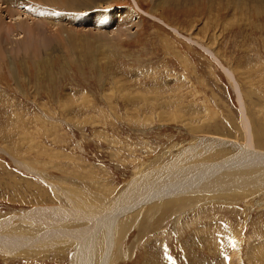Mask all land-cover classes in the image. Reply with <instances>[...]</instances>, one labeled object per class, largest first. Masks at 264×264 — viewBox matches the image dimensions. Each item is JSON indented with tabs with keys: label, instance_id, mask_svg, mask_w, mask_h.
I'll use <instances>...</instances> for the list:
<instances>
[{
	"label": "rangeland",
	"instance_id": "1",
	"mask_svg": "<svg viewBox=\"0 0 264 264\" xmlns=\"http://www.w3.org/2000/svg\"><path fill=\"white\" fill-rule=\"evenodd\" d=\"M24 1L0 0L5 25L14 21L19 27V21L35 14V4L41 7L36 0ZM108 1L112 7L106 8L117 13L114 25L125 11L133 15V24L141 23L129 38L113 41L111 54L106 48L101 54L94 51L93 14L82 25L89 32L80 33L93 48L78 52L80 58L60 46L62 52L49 63L38 52L33 60L32 48L42 45L33 44L37 36L20 35L17 26L18 32L1 34L0 55L6 49L11 58L0 57V221L8 218L11 228L34 238L40 229L22 216L37 207L91 208L98 218L67 221L66 226L48 221L47 231L68 235L42 247L0 252V264H75L71 231H86L91 224L100 249L109 246L106 264H264L262 164L222 172L232 180L252 176L254 182L246 185L252 187L151 202L119 214L117 228L107 229L109 208L125 207H118L123 193L141 182L143 187L144 179L160 171L165 178L185 150L215 141L246 143L235 90L242 94L255 149L264 152V7L252 0H200L151 13L152 0H137L140 8L134 0ZM31 19L26 26L35 28L45 20ZM54 29L41 27L39 33L47 38ZM199 45L219 56L238 86ZM200 151L199 161L217 163L240 150Z\"/></svg>",
	"mask_w": 264,
	"mask_h": 264
},
{
	"label": "bare ground",
	"instance_id": "2",
	"mask_svg": "<svg viewBox=\"0 0 264 264\" xmlns=\"http://www.w3.org/2000/svg\"><path fill=\"white\" fill-rule=\"evenodd\" d=\"M1 1L4 2L5 0H1ZM136 1L137 0H134V2H136ZM196 1H200V0H152L153 11L151 13L159 10L160 7L164 6V5L173 6V7H180V6L185 7V6L192 5V3L196 2ZM210 1H213V0H210ZM252 1L254 4H258L262 7H264V0H252ZM12 2L13 1H11V7L13 9ZM23 2L25 4L24 0H23ZM36 2L41 7H39L36 4L34 5L35 8L33 7V5L30 6L29 7L30 9H31V7H33L32 10L35 12V14H33V13L29 14V15L27 14L28 15L27 16L28 21H26V22L19 21L18 22L20 24L19 27H18V25H15V27L13 26V23H14L13 20H15L14 19L15 14L13 16L12 13L14 10L12 11L8 8V10H10L8 12L12 11V13H11L12 17L11 18H13V20L11 18L10 19L13 21V23H11L10 26L8 23H6V25H5V22H4L5 20L0 19V42H2L1 38L2 37L4 38V36L1 35L2 32H4V31L9 32L13 29H16V26H17L18 29L22 30L20 32V35H22L21 34L22 32L26 31L28 33V35L33 34L31 38H33V37L36 38V36H37V38H36L37 40H34L33 44H36V43L42 44L41 47H33L32 48L33 49L32 50L33 55L30 54V58L32 57L31 59H33V60L35 58H37L39 55H34V53L38 52V54H41V56H43L44 59L46 58L47 63H49L50 62L49 59L53 58L56 54H58V52L59 53L62 52L59 49L60 46L64 47V49L70 50L71 51L70 55L73 54L72 52H74V54H75V51L77 53L78 52L81 53L82 55H84V51H86V50L92 51L93 45H92L91 41L88 38H86L85 36L83 37V35L80 34L82 32H89V31H87V29L83 28L82 24H77L78 21L73 20L75 17L76 18L78 17V14H77L78 11H80L78 13L87 12L88 13L87 16L93 14V17H90V18H94L93 22L96 25L93 24L94 29L91 27L92 25H90V27L95 32H93V30H91L90 32L92 34L97 35V38H96L97 44H94V46L96 47V49H94V51L97 53L100 51V54L103 53L106 49H109V52H110L109 54L113 53L115 51L114 44H112L113 41L115 39H118V38H120L121 40H124L123 39L124 37L129 38V36L132 35L133 28L135 26L137 27L141 24L140 22H139L140 24L137 22H134L135 24H133V22H132L133 20L131 19V17L133 15L131 14L132 16L129 17L128 13L124 10L125 11L124 14H122L119 17L118 16L116 17L117 18L116 25H114L115 23L113 25H111V22L114 18V14L116 13L115 11L112 10L111 14L108 12L103 13V14H105V16L109 17V20H111L109 25H110V27L112 26L111 27L112 29L109 31L108 30L105 31V29L110 28V27H108L109 25L98 26L97 25V22H98L97 19L99 18V14H98L100 12L99 8L100 7H105V8L106 7H112V4H110V1H108V0H36ZM6 3L7 2H4L3 4H6ZM17 4H18V6H20L19 2H17ZM136 5L138 6L137 2H136ZM0 6H2V5L0 4ZM15 6H17V5L15 4ZM47 6H48V8H47ZM262 7H257V8H262ZM96 8L98 10H95ZM138 8H140V7L138 6ZM1 9H3V7H1ZM151 13L146 12V14L152 15ZM19 14H16L17 18H19ZM33 16L34 17L37 16L39 18H45V20H41V22L37 23L36 19H33L34 18ZM102 16H104V15H102ZM29 17H30V19L33 17L32 22H34V23L36 22L38 25H41L39 27L40 29H41V27H48V26L50 28L55 27V29H54L55 32H50L52 35L50 34L47 38L45 37L46 35H40L39 28H35L34 24L32 22H30V23H32L33 26H31V27L26 26V23L29 22ZM123 17H125V18H123ZM150 17L154 20L156 19L153 17V15ZM22 19L24 20V18H22ZM19 20H21V19H19ZM62 21H66V22H62ZM113 22H114V20H113ZM130 23H132V25H130ZM159 23H162L163 25H165V23L162 20H160ZM35 26H37V25H35ZM115 27H117L118 29H114ZM166 27H168V26H166ZM168 28H170V27H168ZM170 29H171V31H173L175 33H179V31H176L172 28H170ZM96 30H98V31H96ZM15 32H18V30ZM7 35H6V37H8ZM110 36H112L111 39H108V37H110ZM101 37H102V39H105L107 37V39L102 40ZM8 40H10V42H11L12 39H7V41ZM39 41H40V43H39ZM13 43H14V41H13ZM108 44H110V45H108ZM1 45H3V43ZM6 45H8V43ZM11 45H12V42H11ZM4 47H6L5 44H4V46H2L3 50L5 49ZM8 47H7V50H8ZM200 47H201V49H203L205 51V53L211 59H213L215 62H217L219 64V66L223 69L224 74L227 75V77L232 80L235 87L238 86L237 85L238 83L236 82V78L233 76V74L228 70V68H225L223 66L222 62L219 61V59H218L219 56L217 57V55L215 53H213L211 50L209 51L208 49H206L203 46H200ZM11 49H13L14 52L16 51V48L11 47ZM112 49H114V50H112ZM13 50H12V52H13ZM79 53L77 55L78 57L81 55V54L79 55ZM7 54H8V52L5 49V51L1 52L0 57L4 58L7 56ZM9 54H11V53H9ZM9 54L7 57L10 59L11 56H9ZM4 59H2V60H4ZM21 59H24V57ZM44 59H43V62H44ZM40 61H41V59H40ZM41 63H42V61H41ZM35 64L40 65V63L37 64L36 62H35ZM235 93H237V100H238L239 107H240L241 113H242V125L245 129V134H246L245 141H246V143L243 146L242 145L239 146L240 143H238V142H219V143H217L215 141V143H212V144L211 143L206 144V145L203 144L202 148L196 146L197 149L194 148L193 151H192V149L191 150H185V152L182 153L181 157H179L177 159V163L173 164V165H171V167H169L170 171L166 173L165 178H162L164 176V173H161V175H163V176H159L160 172H163V171L158 170L160 172H159V174H157V177L151 178L150 176H152L153 175L152 174V175H149V177L147 179H144L145 181H144L143 187H142L143 184H141L142 183L141 182L140 184L136 185L135 189H133L132 191L130 190L127 195H126V193H123V196H125L124 200H121L118 204V207L119 206L122 207V205L125 206L123 210L121 208L117 210L116 207H112V209H110L111 207L109 208V212L112 213V215L110 216V218H107V219H109V221H108L109 223L107 225L108 226L107 227L108 233H110L111 231H114L117 228L116 224L118 223L117 218L119 217V214H127V213L131 214V213H133V211L137 210V208H139L143 205L152 204L151 202L165 201L167 198H171L172 196L204 195V194L214 193L217 191H225L226 189L229 191V189L231 187H234L232 190H240V189L243 190V188L251 186V185H248V186H246V185L251 184V182H254V181L250 182L251 179L254 180V178L252 176L232 180V178H229L226 174L222 173L224 170L229 169V167H231L233 169H244L247 166L250 169L251 166H253V168H255L259 165L264 166V152L263 151L258 152V150L255 149L254 143L252 141L253 140L252 126L250 125V120L247 116L246 109L244 107L242 94L237 92L236 90H235ZM228 146L232 147V148L239 149L240 150L238 152L239 154H237V155H236V153L233 155L231 154L228 157L229 159L226 161H223V162H217V163L216 162H214V163L208 162L207 163V162H202L204 160L199 161L200 156L203 154V152H201L200 149H203L206 153L208 152L209 154H212V153L215 154L216 150H221L223 147H228ZM216 148H219V149H216ZM15 163L19 164L22 167H26L27 170H30L29 167H27L25 164H22L21 162L15 161ZM261 168H264V167H261ZM257 169H259V168H257ZM246 170H247V168H246ZM30 171H32V170H30ZM154 174H156V173H154ZM244 174L240 173V176L248 175L247 172ZM259 179H260V177H259ZM157 182L160 183V185H158ZM137 183H139V182H137ZM148 185L150 188L146 187ZM142 188H143V191L140 190ZM151 188H154V189L152 192L149 193L148 191H149V189L152 190ZM147 189H148V191L144 192V190H147ZM132 193L134 194V196ZM131 197H132V199H131ZM95 214H96V212L92 211L91 208H88L86 210V212H83V211L81 212L78 209H76L75 207L70 209V210H67L63 207H53L51 210H48V208H44V207L34 208L33 210L26 212V214L24 216H22L24 218V219L22 218L23 222H25V223L28 222L29 224L31 223V225L40 229V230H38L40 232H37V230H36L38 235L35 236L34 238L29 237V236L26 237V235H28V234L25 232V230H19V229L11 228L12 226L10 227V224L8 223V221H10V220H8V218L6 220H1L0 221V252L1 253L6 252L9 254H12V253L20 251L26 247H30V248L36 247V246L42 247L44 245H47L48 243L54 242L55 239L56 240L57 239L63 240L68 235L66 233H69V232H65L63 230H61V232L47 231L46 229H48V228L46 226V222L51 221L53 223V225L55 224V225H65L66 226L67 221L75 222V221H79V220L86 219V218L97 219L98 216H94ZM19 218L17 217V219H19ZM13 219H14V217H13ZM20 222H22V221H20ZM30 230H31V228H30ZM94 230H95V228H93V224H91V228L87 229L86 231H84V230H72L71 231L72 238L74 241H76L75 243H76V250L77 251L74 252V255L72 257V259L75 261V264H106L108 262V260H109L108 256L111 254V252L109 250V246L103 247V250L100 249V246L98 243L99 236L95 235ZM41 232H43V233H41ZM63 233H65L63 236L64 238H60L63 235ZM41 243H43V244H41ZM204 246H206V245H204Z\"/></svg>",
	"mask_w": 264,
	"mask_h": 264
},
{
	"label": "crops",
	"instance_id": "3",
	"mask_svg": "<svg viewBox=\"0 0 264 264\" xmlns=\"http://www.w3.org/2000/svg\"><path fill=\"white\" fill-rule=\"evenodd\" d=\"M216 64H218L217 62H215ZM218 66H219V64H218ZM220 67V66H219ZM220 69L222 70V72H223V69L220 67ZM224 73V72H223ZM226 76V78H228L227 77V75H225ZM234 76V75H233ZM236 78V77H235ZM229 79V78H228Z\"/></svg>",
	"mask_w": 264,
	"mask_h": 264
}]
</instances>
